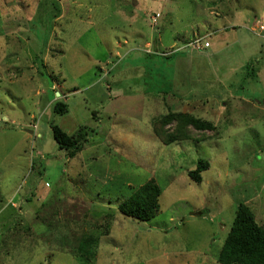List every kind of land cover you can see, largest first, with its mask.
<instances>
[{
    "label": "rangeland",
    "instance_id": "374dc122",
    "mask_svg": "<svg viewBox=\"0 0 264 264\" xmlns=\"http://www.w3.org/2000/svg\"><path fill=\"white\" fill-rule=\"evenodd\" d=\"M261 24L264 0H0V264L86 238L93 264H220L240 203L264 225ZM53 124L84 127L74 157ZM149 180L158 214H122Z\"/></svg>",
    "mask_w": 264,
    "mask_h": 264
},
{
    "label": "trees",
    "instance_id": "16d2710c",
    "mask_svg": "<svg viewBox=\"0 0 264 264\" xmlns=\"http://www.w3.org/2000/svg\"><path fill=\"white\" fill-rule=\"evenodd\" d=\"M55 112L64 113L67 105L57 101L54 107ZM191 124L199 128L211 127L210 122L199 118L189 119ZM84 127L79 128L77 133H68L62 127L53 124V136L62 150H67L70 157H74L83 149ZM175 139V138H174ZM170 142L171 139L165 140ZM208 160H199L196 168L189 171V177L200 183L203 180L202 173L209 169ZM162 194L161 188L154 180H149L141 186L135 194L119 206V210L125 216L140 221H148L155 217L160 209L159 198ZM87 238L79 242L76 257L83 264H90L91 256H94V249L89 247ZM94 242V241H93ZM220 264H264V225L256 221L255 214L247 204L240 203L236 212L230 232L218 255Z\"/></svg>",
    "mask_w": 264,
    "mask_h": 264
},
{
    "label": "built area",
    "instance_id": "2783aa9c",
    "mask_svg": "<svg viewBox=\"0 0 264 264\" xmlns=\"http://www.w3.org/2000/svg\"><path fill=\"white\" fill-rule=\"evenodd\" d=\"M253 30H255V29H253ZM256 32H257L258 35H261V36L264 37V24H261L259 27H257L256 28Z\"/></svg>",
    "mask_w": 264,
    "mask_h": 264
},
{
    "label": "crops",
    "instance_id": "0c3cea01",
    "mask_svg": "<svg viewBox=\"0 0 264 264\" xmlns=\"http://www.w3.org/2000/svg\"><path fill=\"white\" fill-rule=\"evenodd\" d=\"M59 15H60V14H59ZM59 15H58V16H59ZM240 16H241V15H240Z\"/></svg>",
    "mask_w": 264,
    "mask_h": 264
}]
</instances>
